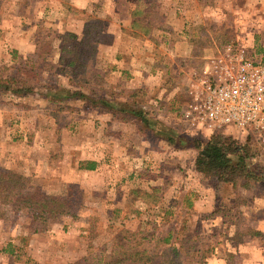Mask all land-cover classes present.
<instances>
[{
  "label": "rangeland",
  "instance_id": "rangeland-1",
  "mask_svg": "<svg viewBox=\"0 0 264 264\" xmlns=\"http://www.w3.org/2000/svg\"><path fill=\"white\" fill-rule=\"evenodd\" d=\"M143 2L153 8L155 27L150 38L134 39L130 24L138 0H0V76L20 75L17 65L35 54L39 41H50L46 49H52L34 91L0 89V169L23 175L24 192L69 194L75 202L73 214L35 221L37 207L19 200V189L0 194V264H73L83 258L114 264L116 257L109 256L128 239L161 250L170 232L167 245L184 247L178 257L171 253L177 264H264V235L238 236L248 228L264 230V188L244 192L263 198L253 214L231 181L198 172L196 141L206 142L211 133L191 127L181 114L194 82L223 44L262 61L264 41L256 37L264 32V7L255 3L264 0ZM84 14L102 20L106 32L94 62L97 80H75L58 63L63 34L81 33ZM246 31L256 39L243 41ZM115 32L123 34L119 51L117 45L101 50L112 45ZM184 34L191 40L179 46L194 50L185 61L190 72L170 67L154 87L136 91L127 82L133 75L113 72L123 53L135 55L142 69L167 71L172 39ZM232 128L221 131L231 136ZM255 142L264 163V146ZM89 161L97 162L96 169L82 167ZM154 187L161 200L150 206L139 195ZM246 236L254 241L246 244Z\"/></svg>",
  "mask_w": 264,
  "mask_h": 264
},
{
  "label": "trees",
  "instance_id": "trees-1",
  "mask_svg": "<svg viewBox=\"0 0 264 264\" xmlns=\"http://www.w3.org/2000/svg\"><path fill=\"white\" fill-rule=\"evenodd\" d=\"M136 1V0H134ZM138 0V4L132 11L131 26L135 30V35L139 37L151 36L155 22L149 18L150 12L153 8H147L148 4ZM84 25L81 33L76 31H67L63 34L58 52V63L63 64L68 73L72 75L75 80L89 81L91 79H98L97 68L94 66L95 58L98 54V46L105 41L106 32L103 30V21L84 14ZM50 41H39L35 54L30 57L23 58L17 65L19 74L8 77L0 76V89L15 91L17 93H28L35 90L33 84L40 78L44 69L49 65L46 57L51 54L52 49L48 45ZM264 63V58L262 59ZM43 65V66H42ZM93 65V66H92ZM35 78V79H34ZM140 115V111H134ZM142 114V113H141ZM142 116V115H141ZM143 119L146 117L143 115ZM252 136H248L245 142H241L233 136L225 134L218 130L209 136L206 142L200 140L196 141V148L199 149L198 156L195 161V168L198 172L207 176H216L225 182H232L233 187L242 186L249 188L254 183H260L264 186V163L260 159L259 154H262L257 147L256 140ZM259 150V152H258ZM255 159H257L255 161ZM85 169H96L97 162L89 161L82 166ZM23 175L6 172L0 169V194L4 197L12 189H21L25 186ZM150 206L160 202V188L154 187L152 190H143L139 195ZM18 199L32 203L37 207L38 213L34 220H44L47 222L49 218H57L60 215L73 214L74 200L71 195H49L44 192L28 193L22 190L19 191ZM45 222V223H46ZM44 227V226H43ZM41 227L35 228V231L41 230ZM250 233L256 236H263L264 232L248 228L245 232L239 233L241 237L243 233ZM137 234L133 232L132 235ZM152 235L142 236V240L150 239ZM171 237V232L168 237L163 239L161 250L159 244L155 247H140L141 242L133 245L130 239L125 237H117L118 241L127 240L123 244L122 251H114L109 257L116 259L114 264H177L178 260L175 256H180L184 251L181 249L175 251L173 244L167 245ZM115 239V240H116ZM240 239V238H239ZM87 259L83 258L74 262L73 264H87ZM106 264H111L110 262Z\"/></svg>",
  "mask_w": 264,
  "mask_h": 264
},
{
  "label": "built area",
  "instance_id": "built-area-1",
  "mask_svg": "<svg viewBox=\"0 0 264 264\" xmlns=\"http://www.w3.org/2000/svg\"><path fill=\"white\" fill-rule=\"evenodd\" d=\"M222 46L190 89L181 113L193 128L214 133L234 126L264 146V63Z\"/></svg>",
  "mask_w": 264,
  "mask_h": 264
},
{
  "label": "crops",
  "instance_id": "crops-1",
  "mask_svg": "<svg viewBox=\"0 0 264 264\" xmlns=\"http://www.w3.org/2000/svg\"><path fill=\"white\" fill-rule=\"evenodd\" d=\"M264 7V3H258L256 2L255 3V6L262 9V6ZM260 14V12H259ZM261 16V20H260V23L264 25V13L260 14ZM128 23H125V25H127ZM131 25V24H130ZM135 39V37H137L136 35L132 34ZM256 36L255 33H249L248 31L246 32H243L240 36V38H243V41L244 40H248L250 41L251 39H260L262 41H264V32H262V34H260V37H254ZM258 36V35H257ZM142 38V37H140ZM146 38H150V37H146ZM123 39V34H121L120 32H115V35H114V41L113 43H111L112 45H105V44H102L100 45L101 46V50L103 49H106V47H112L110 48V50L114 49V45H117L115 46V49L117 48V51L118 50V45L120 43V41H122ZM173 42H176L174 44H176V46L173 47V49H171V52L169 53V56H170V61L168 63V68H167V71L164 70V68L162 69H157L155 67H148V68H140V65L142 63H140L139 59L135 56V55H130L127 53H123L121 56H118V60L116 61L117 62V66H114L115 69L113 70V72H118L120 74V76H123V73H126V74H129V75H133L134 77L131 78V80L127 81L128 84L130 85L129 87L132 88V91H136L137 89H142L143 87H146L149 83V85L151 83L152 84V87H154V85L156 83H159L158 81L164 76V74H161V73H165L167 74L170 70V67L175 70V71H178L179 74L181 75H184L188 72H190L192 70L193 67H189L187 65V63H185V61L190 57L193 56V53H194V50L192 47H188V48H184V46H179L180 45H183L185 42L184 41H187V40H191V37L188 35V34H184V35H181L180 37H174L173 39ZM146 42H143L142 44H144ZM124 71V69H126ZM146 72V77H142V73ZM158 79V80H157ZM155 81V82H154ZM162 87L164 84H160ZM160 87V86H159ZM233 127V128H232ZM229 128H232L234 130V126H229V127H225L223 128V130H227V132H229L228 130H230ZM222 130V129H220ZM237 128L234 130V133L230 134L231 136L239 139L240 141H244L246 138H248V136L246 138H242V135H238L236 132H237ZM240 131V130H239ZM209 132V131H208ZM225 131V133H227ZM243 132L240 131V134H242ZM212 134V133H211ZM245 137V136H244ZM257 159H255L256 161ZM258 186H262L264 188L263 185H261L260 183H254L252 184L249 188H244L242 186H238L237 188H235L236 191H238L239 193H241L240 195L242 197H244L243 201L247 204V206L251 207V213H253V207L255 205H257L258 202H260L263 198L257 196L256 194H251V196H245L246 194H244V192H249V190L251 188H254V187H258ZM263 188L262 191H263ZM237 192V196L239 195ZM249 195V194H248ZM254 214V213H253ZM253 227V226H252ZM254 228V227H253ZM256 230H260V231H263L262 229H258L255 227ZM251 241H254V238L252 236H246V237H243V241L248 244L249 242Z\"/></svg>",
  "mask_w": 264,
  "mask_h": 264
}]
</instances>
